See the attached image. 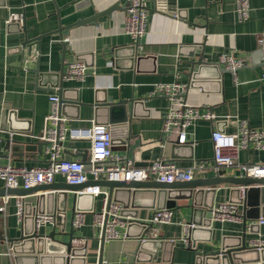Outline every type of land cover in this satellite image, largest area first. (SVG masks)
Here are the masks:
<instances>
[{"label": "crops", "instance_id": "0c3cea01", "mask_svg": "<svg viewBox=\"0 0 264 264\" xmlns=\"http://www.w3.org/2000/svg\"><path fill=\"white\" fill-rule=\"evenodd\" d=\"M143 1L147 11V29L137 45L123 33L126 0H9L6 6L0 4L2 165L10 163L15 167L32 168L47 164L44 154L25 152L20 156L21 151L15 146L39 143L35 138L44 132L50 112V97L60 96V74L62 71L66 73L69 65L76 62L84 63L86 77L84 81L63 82L65 98L77 103L63 111L68 119L67 126L70 129H87L93 124L104 125L95 123L99 115L95 107L97 103L108 99L113 103L133 100L136 104L130 122L110 129L114 140H119L113 154L130 158L135 168H146L156 160L169 161L182 169L204 163L205 169L196 172L193 180L212 178L217 174L212 162L213 132L236 134L240 123L245 122L252 131L264 134L262 53L256 43L257 35L264 32V0H249V18L245 22H239L237 18L236 0ZM114 6H117L116 11L97 22L75 26L77 22ZM11 13H23L25 25H8L6 21ZM25 40L31 43L23 47ZM133 46L136 56L141 59L129 65L130 48ZM223 53L243 61L245 66L235 75L223 71L218 63ZM201 65H217L221 69L220 77L217 79L216 71L205 68L197 79L199 86L191 85V76L199 71ZM41 75L45 76L44 81ZM171 83L188 85L185 102L202 112L210 111L215 117L210 122L199 121L189 127L186 144L179 146L177 131H163L168 99L152 94L155 85ZM97 121L104 123L106 120L99 118ZM10 133L16 134L13 139ZM89 149L90 143L86 140L68 139L63 158L82 162ZM235 163L264 164V150H253L251 146L240 150ZM219 171H225L226 177L242 175L234 167ZM55 183L66 184L60 176ZM5 188L4 182L0 181V190ZM233 189L232 185L218 186L215 194L208 195L203 201L214 206L235 204L241 193L235 195ZM59 193L65 192H55L56 195ZM26 200L24 198V203L28 201L38 206L37 198ZM64 202L66 219L60 223L65 225V234H68L75 216L73 193H69ZM158 203L162 205L161 200L141 197L132 202V206L127 205L123 224L116 229L121 239L104 243V264H134L140 245L137 236L142 229L138 224L131 227L128 224L130 221L149 224ZM101 205L102 197H94L93 211L84 212V226L74 228L75 238L87 241L86 264H97L98 261L101 230L94 225L93 216L100 212ZM192 205V200H177L176 208L172 210L171 225H153L143 232V239L164 243L158 254L159 260L165 256L170 264H197V252L216 251L224 238L228 244H233L234 239L243 234V206L235 204L240 222H215L211 234L201 230L193 235L195 250L190 248L191 244L185 247L180 242L182 225L190 223ZM261 215L263 218L246 220L247 246L264 241V225H259L260 220H264V212ZM53 216L54 224L42 227L41 234H50L54 229L62 233L56 214ZM33 227L35 222L25 224L24 218L19 220L16 199L11 198L6 214L0 215V264H15L12 242L20 239L23 231ZM207 237L211 238L210 243L201 241ZM171 241L175 242L174 246Z\"/></svg>", "mask_w": 264, "mask_h": 264}, {"label": "built area", "instance_id": "2783aa9c", "mask_svg": "<svg viewBox=\"0 0 264 264\" xmlns=\"http://www.w3.org/2000/svg\"><path fill=\"white\" fill-rule=\"evenodd\" d=\"M127 9L123 26V33L127 35L134 45L146 34L147 11L143 0H126ZM249 0H236V14L239 22H245L249 18ZM8 25L17 23L25 25L23 13H11ZM68 41V39L66 40ZM257 47L262 53L261 80H264V32L256 37ZM219 66L224 71L235 75L236 71L245 66L241 60H236L228 53H223L219 57ZM86 77V66L82 62L69 65L65 73L66 81H84ZM189 86L178 83L158 84L154 86L153 95L160 94L169 101V106L163 118V131L168 133L177 131L178 144H186V133L189 127L199 121H212L215 119L210 111L202 112L199 108L189 106L184 95ZM60 96L50 97V112L46 118V126L41 136L35 139L39 143H47L44 148V156L47 164L41 167H15L12 164L2 165L0 154V181L4 182L8 189H31L42 185L55 183L57 177H62L66 184L76 186L83 185L89 181L107 182H145L156 181L158 183L172 184L174 182H190L196 172L205 169L204 163H197L190 168L182 169L166 160L153 161L146 168H135L133 162L128 157H119L112 152V137L109 129L105 125H91L87 129H70L67 126L68 119L63 115ZM15 133H10L11 139ZM70 140H86L90 143L87 161L89 170L85 169L84 163L63 158L65 142ZM213 150V169L219 171L234 167L241 172V177L264 178V164L242 165L236 164V154L240 150L248 149L264 150V134L252 131L247 123L241 122L236 134H226L220 131L211 135ZM244 188H241V197L244 195ZM83 194H90L94 197H102V205L99 213L94 214L93 223L96 227L104 228V241L110 242L120 240L121 237L117 228L123 224L122 206L109 200L108 192L102 187L95 185L85 188ZM11 198L16 199L17 216L23 220L25 216L24 197L4 196L0 197V215H5L7 206ZM172 210L155 211L149 224L166 225L172 224ZM212 223L241 221L237 213V206L233 203H223L215 205L211 210ZM53 215H37L35 217V229L41 230L47 224H54ZM73 225L75 229L84 226V213L77 212L74 216ZM259 225H264V220H260ZM183 235L180 242L189 247V233L193 228L190 224H183ZM101 236V234H100ZM86 240H75L76 246L83 247ZM258 249H264V241L253 244Z\"/></svg>", "mask_w": 264, "mask_h": 264}, {"label": "water", "instance_id": "95a60500", "mask_svg": "<svg viewBox=\"0 0 264 264\" xmlns=\"http://www.w3.org/2000/svg\"><path fill=\"white\" fill-rule=\"evenodd\" d=\"M9 0H0L2 6H6ZM117 10V6L111 7L104 12L97 13L92 17L79 21L75 26L84 25L97 20L103 16H108L113 11ZM27 30H25L26 32ZM31 41L25 40L23 47L29 45ZM129 65L138 63L141 58L136 56V48L133 46L130 48ZM197 73H193L191 85H198L197 79L201 76L202 70L209 68L216 71L217 79L220 77L221 69L217 65H201ZM224 71V70H223ZM40 76V74H39ZM65 73L62 71L60 74L59 82V94L62 113L67 106L76 105L75 102L68 101L64 96L63 82ZM45 76L41 75V80L44 81ZM136 102L130 101H118L113 103L111 99L106 102L97 103L95 105L96 112L99 115L95 118L96 124H104L108 126L109 132L112 137V151H115V146L119 140H114L112 136V127L117 125L122 126L130 122L133 116V106ZM129 105V106H128ZM64 115V114H63ZM99 118L104 119V123H99ZM101 122V121H100ZM126 144V143H124ZM47 143H37L32 146H20L15 147L21 151L20 156H23L25 152H38L43 154L44 148ZM179 146V144L177 145ZM181 146V145H180ZM87 153H85L82 163H84L85 169L89 170V162L87 161ZM47 162V161H45ZM216 176L204 180H192L190 182H174L172 184L158 183L156 181L145 182H107V181H87L83 185H68L54 183L51 185H42L31 189H2L0 190V197L4 196H20L27 200L30 198H37L38 206L28 202L25 203V217L24 222H35L36 215H54L56 214L57 224L62 227V233H57L54 229L50 234H41V230L27 229L23 231V235L20 239L12 242V252L15 264H86L87 260V243L83 247H78L74 244L77 240L74 236V225L71 224V230L68 234L65 230L63 221L66 219L67 206L64 199L69 193L74 195V212H87L93 211L94 196L90 194H83L85 188L98 185L107 189L109 200L120 204L122 206V215L127 212V205L132 206V202H136L141 197H147L151 201L161 200V204L155 207L156 211L159 210H174L175 202L177 200L193 201V214L190 221V225L193 228L190 230V244L191 249L195 250L193 235L196 232L204 230L209 234L212 232L214 223H212L211 210L214 207L213 203H205L203 201L208 195H214L218 186L232 185L235 189L232 193L239 195L241 193L240 188H244L243 197L239 198L235 204L243 206V234L239 238L234 239L233 244H228L227 239L224 238L221 242L220 249L209 253L203 254V252H197V264H264V249H258L256 246L246 245V220H257L264 212V178H246V177H226L225 171H217ZM65 192L56 195L55 192ZM54 192V193H53ZM48 194V195H45ZM125 195L121 197V195ZM36 196V197H31ZM63 197V198H62ZM57 199V205L55 204ZM35 201V202H36ZM129 202V204H128ZM231 202V201H230ZM263 218V217H262ZM59 222V223H58ZM63 222V223H60ZM138 224L140 225L142 232L137 236L140 241L139 249L136 253L134 264H170L168 259L163 256L161 260L158 258L159 251L163 249V244L158 240H145L142 234L145 230L153 227L151 224H146L138 221H130L128 226ZM64 228V229H63ZM58 237H67L66 241L59 239ZM152 241V242H151ZM204 243H210L211 238L201 240ZM104 228L101 231L100 246L97 264H104L102 259V251L104 246ZM172 246L175 245L174 241H171Z\"/></svg>", "mask_w": 264, "mask_h": 264}]
</instances>
